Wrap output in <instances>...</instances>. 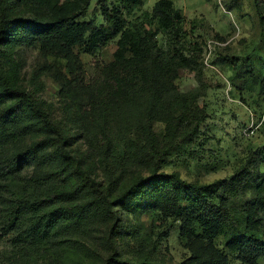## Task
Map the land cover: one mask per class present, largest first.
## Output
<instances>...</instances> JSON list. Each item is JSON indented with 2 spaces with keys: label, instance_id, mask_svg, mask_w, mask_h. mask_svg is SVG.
Masks as SVG:
<instances>
[{
  "label": "trees",
  "instance_id": "trees-1",
  "mask_svg": "<svg viewBox=\"0 0 264 264\" xmlns=\"http://www.w3.org/2000/svg\"><path fill=\"white\" fill-rule=\"evenodd\" d=\"M141 3L103 6L106 24L96 25L79 19L91 0H0V238L13 245L6 264H57V252L70 253L72 243L91 247L97 238L116 253L115 239L131 212L181 220L182 239L196 244L189 242L191 255L179 264H231L213 242L222 235L244 264L264 257L262 173L243 167L229 179L198 185L161 170L159 160L177 142L199 137L208 112L196 93L177 84L180 68L197 62L178 47L183 14L173 0H158L159 31H153L124 17ZM27 5L45 12L28 15ZM159 32L173 49L160 46ZM114 41L113 59L98 75L78 77L88 106L76 133L14 77L9 55L23 45L66 59L74 73L81 71L76 47L93 54ZM155 123L164 126L162 136ZM78 138L83 144L73 148Z\"/></svg>",
  "mask_w": 264,
  "mask_h": 264
},
{
  "label": "rangeland",
  "instance_id": "rangeland-1",
  "mask_svg": "<svg viewBox=\"0 0 264 264\" xmlns=\"http://www.w3.org/2000/svg\"><path fill=\"white\" fill-rule=\"evenodd\" d=\"M157 1L142 0L134 9L125 11L124 17L131 23L159 31L153 18ZM117 2L91 0L79 19L106 24L102 7L111 8ZM173 2L184 17L178 47L197 61L191 68H180L177 84L183 92L199 96L198 103L207 110L208 118L196 140H180L169 149L165 160H159L161 170L179 172L184 180L198 185L229 179L243 167L253 168L264 176V0ZM24 10L28 15L45 12L37 5H27ZM157 39L161 47L170 49L165 33L159 32ZM115 49V41L93 54L76 47L81 71L77 69L74 73L70 72L66 59L47 56L37 45H23L9 56L17 83L43 101L51 117L76 133L83 109L88 106V94L78 77H84L85 81L96 77L100 66L113 59ZM155 130L162 136L164 126L155 123ZM76 141L73 148L83 144L80 138ZM250 195L251 192L240 196L234 204L240 206ZM181 224L175 216L131 212L115 239L116 253L110 247H101L97 238L90 243L91 247L72 243L70 253L57 252V264H105L106 261L115 264L114 259L118 258L179 264L191 255L189 242L193 241L182 239ZM213 242L229 254L231 264H244L227 250L223 235ZM12 250L10 237H1L0 264H6ZM259 263L264 264V257Z\"/></svg>",
  "mask_w": 264,
  "mask_h": 264
}]
</instances>
